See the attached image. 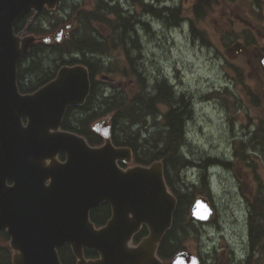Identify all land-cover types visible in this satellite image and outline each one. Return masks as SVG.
I'll return each instance as SVG.
<instances>
[{
	"label": "water",
	"instance_id": "water-1",
	"mask_svg": "<svg viewBox=\"0 0 264 264\" xmlns=\"http://www.w3.org/2000/svg\"><path fill=\"white\" fill-rule=\"evenodd\" d=\"M58 2L0 0V230L10 236L11 263L62 264L57 248L69 244L76 264H161L157 243L171 226L176 206L162 163L122 169L117 162H130L131 149L112 144L106 120L101 127L94 125L105 140L100 146L60 128L66 108L85 101L87 68L63 65L34 92L18 90V64L36 38L16 34L14 26L31 10L54 9ZM261 64L264 68V58ZM60 153L66 158L62 163ZM104 201L111 218L97 228L89 213ZM212 213L203 197L190 207L195 220L206 221ZM143 224L148 236L130 248L132 235ZM84 248L98 258L85 259ZM169 264L201 262L182 250Z\"/></svg>",
	"mask_w": 264,
	"mask_h": 264
},
{
	"label": "rangeland",
	"instance_id": "rangeland-1",
	"mask_svg": "<svg viewBox=\"0 0 264 264\" xmlns=\"http://www.w3.org/2000/svg\"><path fill=\"white\" fill-rule=\"evenodd\" d=\"M231 1L227 4L222 0L214 3L207 0V7L201 17H197L193 11L199 0H143L154 7V13L155 8L178 7L181 20L177 25L166 23L163 15L148 14L142 5L131 6L132 13H137L138 18L142 19L137 25L134 56L147 78L148 86L153 87L159 80L165 79L188 102L183 106L187 113L183 120L185 143L183 140L181 143L183 163L172 167L170 172L178 180L176 186L182 192H195L191 195L194 198L203 196L210 200L208 191L204 189L206 187L201 184L202 177H208L209 191L219 215L213 216L214 224L204 229L199 223L188 224L183 242L190 252L203 253L209 259L208 264L223 247H233L234 241L239 250L244 245L245 206H238L241 192L235 188L232 167L238 168L237 165H240L238 169L242 176L246 167L250 179L245 182V189L256 191V199L260 192L258 205H264V153L251 142L256 126L264 117V103L254 106L250 95L251 91L258 96L262 93L260 58L264 51L261 53L260 49L264 48V3L255 12L250 0ZM85 2L61 0L53 13L49 14L51 26L39 34L37 40L50 36L48 42L53 44L54 37L59 34L57 42L61 44L68 31L76 27L74 32L78 34L82 23H77V16L79 11L84 10ZM125 2L122 0L127 5ZM200 3L203 7V0ZM238 17L251 22L254 28H249ZM245 34L254 38V46L243 45L242 37ZM106 47L113 52L109 59L112 67L104 73L125 82V85L120 87L116 84L120 91L115 87L105 89V96L121 92L127 96V100H132L142 94L145 91L144 83L137 84L134 79L129 81L131 75L123 66L114 43H106ZM127 48L131 49L129 46ZM254 49H257V53ZM50 64L54 69V65ZM96 80L103 87L110 86L100 73L96 75ZM165 106L158 104L157 114L151 118L145 117V122L132 125L133 131L143 129L141 134L146 137L155 132L157 126L163 127L164 118L158 117V114L166 112ZM112 116L113 112L109 117H98L96 127H101L104 119L108 123ZM239 155L245 157L241 159ZM215 160L233 162V166L227 170ZM246 190L242 189V192L245 194ZM235 219L238 221L235 222ZM234 224H237L236 228ZM220 231L224 235L219 234Z\"/></svg>",
	"mask_w": 264,
	"mask_h": 264
},
{
	"label": "trees",
	"instance_id": "trees-1",
	"mask_svg": "<svg viewBox=\"0 0 264 264\" xmlns=\"http://www.w3.org/2000/svg\"><path fill=\"white\" fill-rule=\"evenodd\" d=\"M211 1L214 3L216 0ZM222 1L229 2L230 0ZM250 2L251 4L253 3V11L257 12L256 9L259 8L257 5L260 4V1L250 0ZM203 3V7L201 6L202 4L200 3V0L195 4L194 13L197 17H201L200 15H202L204 9L207 7V0H203ZM255 6H257V8ZM79 12L83 27L78 31V34H72L71 37L64 40L62 44H55V46L47 45L41 41H38L32 45L29 55L22 59L18 67V87L21 92L27 93L34 91L40 85L50 80L54 76L55 70L58 69L62 64L74 63L77 61L76 59H72V61L64 60L67 57L66 53H70L71 51L78 52L82 58L81 62L87 66H90V69L92 70L96 68V73H100L104 70V68L98 64L99 58H96L93 62L85 56L86 51L95 54L100 53V56L107 51L105 50L106 46H104L102 42H97L90 36V32H88L89 30H87L84 23V10ZM166 13H168L166 16L167 20H169L172 25H176L180 21L179 9L172 8L169 9V11L167 10ZM46 14L49 13L47 11H42L36 15L35 20L27 26L30 32L36 34L45 32V28L43 27L45 26V22L48 23L50 27L52 24V18L47 17ZM63 18L64 15L61 19ZM26 19L27 18H24L23 23L26 22ZM122 21L123 29H125L127 26V21L124 18H122ZM17 29L20 30L21 27L18 26ZM242 39L244 41V45L247 47L253 46L252 44L255 42L254 38H251L249 34L243 35ZM56 55L58 57H56ZM46 59H49V61ZM46 62H48L47 65ZM50 62L52 65H54V69L52 68ZM138 80V84L146 83L141 73L138 76ZM162 83L164 84V82ZM159 86L156 90H158L160 93L150 94L149 91L146 93L145 91H142V94H138L132 100H127V96L121 92H115L114 95L103 96V92L100 90L95 91L92 89L85 103L79 107V111L81 113L80 116H74V119L78 121V127L80 125L81 127L78 128L71 125L69 122L70 120L64 118L62 128L77 132L78 134L84 136L90 144L97 145L102 143L103 140L100 135L95 134L92 131L90 124L95 121V117L98 115L97 112H102L103 114L113 112L111 119L112 142L115 145L128 146L133 149L134 158L140 164H149L154 160H161L163 162L165 179L177 199L176 209L173 214L172 226L166 232L165 236L160 242L157 253L162 260L167 261L175 252L185 248L183 242L186 239L188 224L191 222L194 224V221L189 214V206L194 199V196L191 195H193L195 192H182L178 186H176V182L178 180L173 178V175L170 172L172 167L179 166L183 163L181 162L182 159H184V154L181 152V140L183 138L185 128V126L183 127V120L187 115V113L183 110V106H185L188 102L182 97L175 100L171 96L168 87L164 84V87L170 95L169 101L161 93L163 88L160 89ZM250 95L252 97V103L254 106H260L262 103H264V99L262 101L260 96L253 93L252 91L250 92ZM159 102H170V110L163 114V127L158 128V130L156 129L151 135L149 134L143 139H139L140 132L139 130L133 131L132 125L142 121L145 122L144 118L147 117L148 114L152 113L155 115L157 113L156 107ZM175 103H180L182 106V111H179V108L174 107ZM71 116L72 115H70V119H72ZM182 129L183 131H181ZM251 142L254 143L253 146L258 145L261 152L264 153L263 118L257 125L254 135L251 138ZM136 150L142 151L137 153ZM239 157L242 159L245 156L239 155ZM203 179L206 178L203 177L201 183L204 185V187H207V182ZM260 212L262 219L259 220L261 222L259 227L261 232L264 234V205L261 207ZM108 214H110L109 205L103 204L101 208L95 212L96 217L94 220L102 221V219H105L106 215ZM146 234L147 230L145 227H143L140 232L134 236L133 241L135 243L138 242ZM62 248L64 250V256L60 255L61 261L64 264H74L75 259L72 258L69 247L63 246ZM85 255L90 257L97 256L94 251L87 250H85ZM10 259L11 258H9L5 249L4 251L0 250V264H11Z\"/></svg>",
	"mask_w": 264,
	"mask_h": 264
},
{
	"label": "flooded vegetation",
	"instance_id": "flooded-vegetation-1",
	"mask_svg": "<svg viewBox=\"0 0 264 264\" xmlns=\"http://www.w3.org/2000/svg\"><path fill=\"white\" fill-rule=\"evenodd\" d=\"M126 4L122 3V0H86L85 2V25L87 30H89L88 32H90V36L92 38H94L97 42H102V44H109V43H113L116 42V40L118 38H124L123 40H120V43L122 45L123 48V52L121 50H119L120 52V60L122 61V64H124V67H126L127 73H129L131 75V79L129 80L130 82L133 81V79L136 81H138V76L141 73L142 76H144L145 80H146V76L144 75L143 70H141V66L138 62V60L136 59V55L134 56V52H135V48H136V44L134 42V39L137 38L138 39V35H137V25L142 21V19L138 18L137 13H132V5H135L136 3H139L138 0H125ZM260 4L257 5L259 7V10L262 7V4L264 3V0H259ZM253 5V3H252ZM257 6H255L257 8ZM252 7V6H251ZM144 11L147 12L148 14H153L152 9H146L145 7H143ZM258 8L256 9V11H259ZM24 18L26 19V22L23 23ZM30 18H33V21L35 20V16L33 15L32 12H28L25 15L21 16L15 27H14V31L16 33H21V32H25L24 34L29 33V29L28 27H26L27 25V20H29ZM122 18H124L127 21V26L125 29H123V21ZM238 20H240L241 22L247 24V26H249V28H254L253 24L251 22H249L248 20L242 19V18H237ZM32 21V22H33ZM31 21H29V23H32ZM21 27L20 30H18L17 28ZM123 29V30H122ZM127 46H129L131 49L127 48ZM263 48H261L260 51H262ZM255 51H257V49H254ZM72 56H76L80 58V54L78 52H70L69 53ZM98 54L96 53H91L86 51L85 52V56L88 57L91 61H95L96 58H98L97 56ZM76 58V60L81 61V59ZM110 57L106 58L105 60H103L102 58H99L98 64L100 66H102L104 69H108L112 67V63H110L109 61ZM98 66V65H97ZM89 69V73H90V80H91V90H98L99 85L97 84L96 81V68H94L93 70L90 69V66H87ZM116 78V77H115ZM113 77H108L106 78L107 81H109L108 83H110V85L112 86H116L115 88L117 90L120 91L121 88L125 85V82L123 81H118L117 79H115ZM157 82V81H156ZM118 86H117V85ZM160 85V86H159ZM102 86V85H101ZM159 86V88H163V91L161 92L165 98H167L170 101V95L168 93V91L166 90V88L164 87V84L162 83V80L155 83V85L153 87H149L150 94H154V93H160L157 89V87ZM163 86V87H162ZM102 88H108V86L106 87V85ZM101 88V89H102ZM169 89V92L172 93L171 96L177 100L178 98H181L183 94L179 95L175 92V90L173 89ZM123 92V89H122ZM167 92V94H166ZM159 105H167L165 106L166 111L168 112L170 110L169 106H170V102H160ZM81 106V105H80ZM80 106H70L67 108L66 113L63 117V121L64 118L70 120V124L78 127L76 119H74L75 115L80 116ZM179 108V111H182V106L180 105V103H175V106ZM98 115L95 118L101 117L105 114H103L102 112H97ZM67 114V116H66ZM159 114L161 116H163L162 113L159 112ZM70 115H72V119H70ZM73 120V121H71ZM62 121V124H63ZM94 123L90 124L92 131L95 134H99V130L94 129ZM62 127V126H61ZM81 125L78 127L80 128ZM64 129V128H63ZM65 130H70V129H65ZM77 133V132H76ZM100 135V134H99ZM102 138V137H101ZM103 140V139H102ZM89 143V142H88ZM90 144V143H89ZM93 145V144H91ZM96 145V144H95ZM122 146V145H119ZM140 151V150H139ZM138 150H136V152H139ZM142 151V150H141ZM140 151V152H141ZM132 158L131 161L129 163H125V162H119V166L122 169H125L129 166H133L136 163H139L135 160L134 158V151L132 149ZM59 161L62 163L63 161H65V156L63 154H60L58 156ZM248 161V160H245ZM217 163H220V165H222V167H224V169H230L233 165L231 163L233 162H227V161H220V160H216ZM241 162V161H239ZM247 167H250V164L248 162H245ZM142 164V163H141ZM147 165V164H144ZM237 167L239 168L240 165H237ZM238 168H233V179L236 181V185L235 188L238 189V192H241V196L239 198V202H238V206H245L244 209V215H245V239H244V245L243 248L241 250H239L238 248H236V241H234L233 243V247H230L228 249H226V247L222 248V251L217 254L216 258H212V263L211 264H264V234L261 232V229L259 227V225H261V222L259 221L260 219H262L261 217V207L259 206V201L258 199L261 198L260 196V192L258 193L257 199L255 197L256 195V191L254 192L251 188L247 191L245 189L246 185L245 182L248 181L250 179V177L248 176V174L246 173V167L244 168V175L242 176L240 173V169ZM242 189L246 190L245 194L242 192ZM236 192V193H238ZM211 205L213 207V215L211 217V219L207 220V221H199L196 223L201 224L202 228L204 229L205 226L211 225L213 222H215L212 218L213 216L216 217L219 215L218 209L216 207V204H214L212 198L211 200ZM103 204H107L109 205L108 202H101L96 208L92 209L89 213L90 215V220L96 225V227H100L103 226L107 223V221L109 220L110 216H111V207L109 205V211L110 214L106 215L105 219H102V221H95V212L101 208V206ZM235 217V213L232 214ZM238 221L237 219H235V222ZM98 223V224H96ZM214 224V223H213ZM235 228L237 226V224H234ZM222 228V227H221ZM232 228H230L231 230ZM219 234L224 235L223 232H219ZM10 241V236L9 234L4 231V230H0V250L1 251H5L8 253L9 258H12V251L11 249L8 247V243ZM227 241V240H226ZM63 246H67L69 247L71 254H72V258H75L73 251L70 248L69 244H63L60 247L57 248L59 257L60 255L64 256V250H63ZM87 251H91V250H87ZM85 254V251H84ZM86 258H94V257H90L85 255ZM198 256L200 257V262L201 264H208L209 259H207L203 253L199 252ZM11 260V259H10ZM11 262V261H10Z\"/></svg>",
	"mask_w": 264,
	"mask_h": 264
},
{
	"label": "bare ground",
	"instance_id": "bare-ground-1",
	"mask_svg": "<svg viewBox=\"0 0 264 264\" xmlns=\"http://www.w3.org/2000/svg\"><path fill=\"white\" fill-rule=\"evenodd\" d=\"M167 10L169 11V9L168 8H164V10L162 11L163 13H162V15H163V18H165L166 16H167ZM153 15V14H152ZM158 15H161V14H159V11H158ZM99 56L98 57H100V53H97ZM162 82H164V84H165V86H167L168 88H170V89H172L171 88V86L169 85V84H167L165 81H162ZM151 89V88H150ZM172 94V93H171ZM157 101H158V99H157ZM174 103V102H173ZM151 112V111H150ZM149 112V113H150ZM154 112V111H153ZM154 116V114H148L147 115V117H153ZM183 123H185V121L183 122ZM153 126H154V124H153ZM156 129L158 130V126L156 127ZM143 130V129H142ZM181 131H183V129L181 130ZM182 136V135H181ZM181 142H182V140H181ZM185 143V142H184ZM179 146V145H178ZM174 178V177H173ZM204 181H205V179H203Z\"/></svg>",
	"mask_w": 264,
	"mask_h": 264
}]
</instances>
